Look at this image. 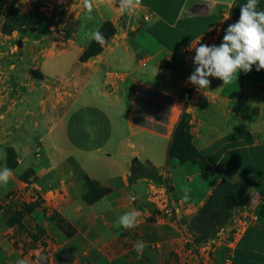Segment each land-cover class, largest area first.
<instances>
[{
    "label": "crops",
    "instance_id": "crops-1",
    "mask_svg": "<svg viewBox=\"0 0 264 264\" xmlns=\"http://www.w3.org/2000/svg\"><path fill=\"white\" fill-rule=\"evenodd\" d=\"M246 2L141 0L138 7L144 17L143 28L160 48L159 55L141 64L137 62L138 51L132 54L125 48L109 46L102 54L81 63L83 50L71 44L44 51L46 55L41 62L32 66L29 63L26 72L23 71L27 65L24 59L18 62L20 68L13 74L20 76L19 82L9 88L4 85L7 93L0 92V148L11 147L18 164L10 179L13 189L20 188L18 175L38 169V180L32 186L48 198L50 187H61L62 183L67 186V179H62L60 171L70 162V174L65 178L71 180L76 190L71 192L67 186V193L62 194L61 202L56 205L64 218L73 223L83 218L113 222L121 210L131 209L135 187L130 178L135 162L144 171L164 165L170 132L187 105L181 97L194 71L187 69L178 57L222 22L235 23L241 5ZM258 10L264 11V0H258ZM26 50L22 48L17 54H24ZM70 52L74 59L69 63L81 65L83 69L78 71V76L68 78L72 74L70 69H61ZM140 52L144 55L145 51L141 48ZM156 57H169L175 63L162 67ZM209 79V88L199 92L215 93L221 86L225 90L231 84L224 85L218 78ZM90 85L93 89L88 88ZM239 85L237 80L235 95L224 99V110L218 106L224 111L222 117L212 115L210 118L209 104L205 105L206 116L211 121H202L199 133L211 137L202 136L199 150L212 170L235 179L233 182L254 178V185L246 192L254 207L264 200V139L260 136L264 122L246 113ZM73 87L75 92L72 93ZM137 88L169 98L172 104L167 124L151 125L141 120L136 111ZM190 88L194 99L198 90L192 84ZM213 103L215 107L216 101ZM200 114L192 112L194 123ZM2 162L4 164V158ZM86 178L110 192L94 204H87L83 200L89 191ZM5 257L0 253V264L7 261ZM227 264H264L263 225H252L242 231L233 244Z\"/></svg>",
    "mask_w": 264,
    "mask_h": 264
},
{
    "label": "rangeland",
    "instance_id": "rangeland-1",
    "mask_svg": "<svg viewBox=\"0 0 264 264\" xmlns=\"http://www.w3.org/2000/svg\"><path fill=\"white\" fill-rule=\"evenodd\" d=\"M92 2L93 10L88 14L84 0H0V92H6L4 85L8 88L17 85L20 76L16 77L13 71L20 68L18 62L22 59L27 64L23 68L26 72L29 63L30 66L40 63L46 55L44 51L55 46L75 45L84 55L96 43L89 34L97 30L106 41L101 45L103 51L108 46L122 47L132 54L138 51L139 64L159 55V46L143 28L144 17L138 6L134 14L128 15L121 14L117 0ZM223 35L224 31L213 33L198 43L219 46ZM198 43L192 47L199 46ZM22 48L27 50L17 54ZM82 55L79 62L91 60L82 62ZM194 55V49L189 48L177 60L194 71ZM73 59V52L68 53L61 69H70L72 74L68 78L78 76V71L83 69L81 65L69 63ZM155 60L166 68L175 63L169 57ZM237 80L241 83L238 89H242L239 95L244 98L246 113L264 122L263 70L258 72L253 66L248 73L240 72L225 90L221 86L215 93L198 91L194 99L188 82V89L181 97L191 114L188 131L183 133L178 127L182 111L170 132L164 165L144 171L135 162L130 178L135 187L134 203L128 211L121 210L113 222L83 218L73 223L58 211L56 205L61 202L62 194L67 193V186L71 192L76 190L71 180L65 178L70 174V162L60 171L62 179H67V186L62 183L61 187H50L48 198L32 186L38 180V169H33V176L25 179L17 176L20 188L13 189L10 180L6 186L0 185V253L6 255L7 260L3 263L17 264L23 260L25 264H227L233 244L242 231L252 225L264 226V200L254 207L246 193L236 201L212 200L224 181L235 179L219 174L203 161L199 142L202 136L210 138L211 135L200 134L199 125L204 120L211 121L212 115H224L218 106L224 110V99L235 95ZM93 85L88 88L93 89ZM74 90L73 87L70 92ZM136 95V111L141 120L151 125L167 124L172 103L166 95L141 88H137ZM213 101H216L215 107ZM206 104H209L210 118L206 116ZM175 111L174 107V114ZM192 112L201 113L195 123ZM260 136L264 139V131ZM0 159V169L7 167L12 173L17 171L16 154L11 147L0 148ZM138 173L141 176L136 179ZM90 181L98 189H105ZM185 190L187 200L183 199ZM133 210L139 213L137 225L125 230L117 222L124 213ZM137 241L145 245L142 255L134 249Z\"/></svg>",
    "mask_w": 264,
    "mask_h": 264
},
{
    "label": "clouds",
    "instance_id": "clouds-1",
    "mask_svg": "<svg viewBox=\"0 0 264 264\" xmlns=\"http://www.w3.org/2000/svg\"><path fill=\"white\" fill-rule=\"evenodd\" d=\"M121 14L132 15L141 0H117ZM84 8L88 14L93 10L92 0H84ZM89 38L104 45L103 34L95 31ZM191 47L195 51L193 63L194 72L188 77V82L196 86L198 91L207 90L210 79L218 78L224 85L237 79L240 72L248 73L255 65L259 72L264 69V11L258 10V0H247L240 7L239 19L224 30L222 42L219 46L198 43ZM12 177L10 168L0 170V185L6 186ZM183 199H188L185 190ZM139 213L135 210L124 213L118 224L125 230L135 228ZM144 243L137 241L134 249L138 255L143 254ZM25 264V261H19Z\"/></svg>",
    "mask_w": 264,
    "mask_h": 264
},
{
    "label": "trees",
    "instance_id": "trees-1",
    "mask_svg": "<svg viewBox=\"0 0 264 264\" xmlns=\"http://www.w3.org/2000/svg\"><path fill=\"white\" fill-rule=\"evenodd\" d=\"M90 49L87 50V52L82 55L81 60L82 62L92 59L100 54H102L103 49L101 48V44L99 43H94L92 46H90ZM188 105L185 106V109L182 113L181 120L179 123V129L183 132L186 133L190 127V121H191V114L187 110ZM13 150V149H12ZM8 163V162H7ZM18 166L17 160H16V167ZM15 170V168H14ZM13 170V171H14ZM33 169H29L25 171L24 174L21 175L23 179L27 178V176H33L34 174ZM141 176L139 173L135 176V178H139ZM86 182L89 187L88 193L83 196L84 202L87 204L91 205L94 204L95 202L99 201L102 199L105 195H107L110 192V189H98L94 183L90 181V179L86 178ZM96 183V182H95ZM255 183L254 178H244L241 179L238 182H231V181H224L222 185L219 186L217 191L214 193L212 200L221 202L223 199L230 198L233 201L238 200L243 194H245ZM97 184V183H96ZM99 185V183H98Z\"/></svg>",
    "mask_w": 264,
    "mask_h": 264
},
{
    "label": "built area",
    "instance_id": "built-area-1",
    "mask_svg": "<svg viewBox=\"0 0 264 264\" xmlns=\"http://www.w3.org/2000/svg\"><path fill=\"white\" fill-rule=\"evenodd\" d=\"M228 27L227 21L222 22L221 24L217 25L213 31H211L208 35H206L204 38L210 36L213 33L221 34L223 31ZM203 38V39H204ZM203 39H201L199 42H201ZM198 43V42H197ZM196 43V44H197Z\"/></svg>",
    "mask_w": 264,
    "mask_h": 264
}]
</instances>
